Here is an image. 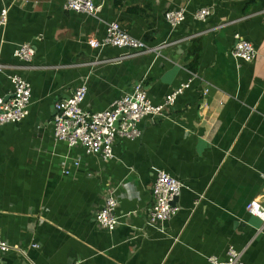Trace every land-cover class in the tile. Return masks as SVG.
<instances>
[{
    "label": "crops",
    "instance_id": "obj_1",
    "mask_svg": "<svg viewBox=\"0 0 264 264\" xmlns=\"http://www.w3.org/2000/svg\"><path fill=\"white\" fill-rule=\"evenodd\" d=\"M63 3L0 0V97L14 75L31 87L26 118L0 127V238L12 247L2 264H210L229 247L244 264H264V221L246 211L252 201L264 207V0H95L96 16ZM177 9L186 18L171 29L164 14ZM203 9L210 14L197 20ZM112 22L165 46L90 65L124 53L89 47ZM237 38L254 47L251 63L231 56ZM22 44L35 49L28 68L13 57ZM191 79L167 119H144L139 139L117 138L111 161L53 138L55 105L82 83V108L95 113L136 83L158 105ZM159 172L183 185L180 212L161 226L147 221ZM110 190L121 221L112 232L95 221Z\"/></svg>",
    "mask_w": 264,
    "mask_h": 264
},
{
    "label": "built area",
    "instance_id": "obj_2",
    "mask_svg": "<svg viewBox=\"0 0 264 264\" xmlns=\"http://www.w3.org/2000/svg\"><path fill=\"white\" fill-rule=\"evenodd\" d=\"M63 10L96 16L99 7L95 0H64ZM210 11L203 9L196 13L197 20H205ZM166 23L175 29L181 25L186 13L184 9L167 11L164 14ZM7 23V11L0 10V29ZM165 46V45H164ZM164 46L151 48L142 41L128 34L118 23L106 25V35L102 40H90L89 47L93 50H102L106 47L119 49L124 53L117 59H94L90 65L114 63L124 59H131L146 54H156ZM35 49L30 44L15 47L13 57L26 64L23 68L30 67ZM231 56L236 61L251 63L256 58L254 47L246 40L237 38L231 51ZM190 81L183 83L172 90L163 102L154 105L146 95L141 82L136 83L132 90L124 93L117 101L105 111L89 113L84 111L82 105L86 98L87 87L85 83L78 85L71 96L55 105V114L52 118L53 138L63 142L67 147L80 148L88 156L100 157L102 161H111L114 158L113 147L117 138L133 141L141 137L138 128L144 119L155 121L167 119L176 100L190 88ZM208 89H203L206 96ZM31 100V87L27 81L18 75L11 77V91L6 97H0V127L14 125L26 118ZM264 180V175L262 176ZM182 183L163 172L156 174L150 187L151 206L147 213V221L151 225L161 226L174 218L180 207L173 203L178 198ZM117 199L113 190H110L104 204L96 211L95 221L104 230L114 231L120 224V217L116 214ZM246 211L264 221V207L252 201L246 206ZM36 248V246H34ZM12 250V247L0 238V264L1 256ZM210 264H244L242 253L229 247L226 251V260L218 261L216 258L208 259Z\"/></svg>",
    "mask_w": 264,
    "mask_h": 264
},
{
    "label": "water",
    "instance_id": "obj_3",
    "mask_svg": "<svg viewBox=\"0 0 264 264\" xmlns=\"http://www.w3.org/2000/svg\"><path fill=\"white\" fill-rule=\"evenodd\" d=\"M177 202V198L174 199V202L173 203H176Z\"/></svg>",
    "mask_w": 264,
    "mask_h": 264
}]
</instances>
